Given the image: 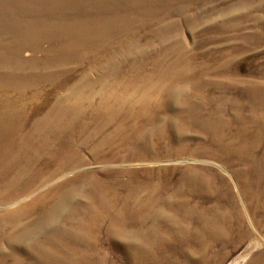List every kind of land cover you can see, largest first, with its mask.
<instances>
[{"label":"rangeland","instance_id":"obj_1","mask_svg":"<svg viewBox=\"0 0 264 264\" xmlns=\"http://www.w3.org/2000/svg\"><path fill=\"white\" fill-rule=\"evenodd\" d=\"M169 4L167 1H156L154 6L168 10ZM21 5H0V29L4 33L3 23L15 20L24 12ZM169 7L167 21L175 23L178 30L173 29L168 33L160 29L143 30L138 33L130 49H106L102 52L97 60L98 65L83 67L82 63H74L76 65L69 72L66 83L77 82L90 70L96 77L97 73L93 70L108 66L116 57H123L128 64L114 68V76L190 77L193 75L191 64L160 61L172 52L183 50L192 54L193 59L196 56V63H192L194 66L201 67L205 63L212 71L221 72L210 74V80L228 81L226 74H231L238 83L240 79L253 81L257 85L259 78L264 76V0H176ZM157 25L160 27L158 21ZM176 39L186 46L183 49L176 47ZM20 44L24 47L22 56L27 65H0V88L6 86L8 90L12 83L15 84L13 96L9 99L26 102L24 105H27L40 97L39 90H33V79L45 76V72L30 66L33 60L39 65L42 53L29 50L25 43ZM154 45L156 47H151ZM12 60L17 61L14 58ZM217 66H222L223 70L217 69ZM8 80L12 83H8ZM44 80L40 82L39 89L47 91L50 103H54L52 100L58 95L55 91L65 79L59 84ZM23 87L31 90L29 94ZM209 90L216 92L214 88ZM243 90L244 87L239 84L230 93L237 100L232 103L228 118L233 119L236 112L246 116L252 111L251 103L241 96ZM23 92L27 96L22 95ZM21 96L27 99L22 100ZM40 104H34L31 113L36 109H46V105ZM24 114L30 115V112H18L12 119L16 121V116L24 117ZM261 123L264 124V120L257 119L253 127ZM222 126L228 143H232L236 135L231 129H237L238 132L244 129L246 137L232 144L241 146L239 154L219 149L216 141H205L204 130L191 126L187 129L194 133L190 139L192 146L193 141H205L208 148L216 151L217 157L198 156L190 160L192 156L186 152L182 141L180 143L178 140L170 143L171 147L162 144L160 158L149 159H121L117 155L118 158L110 161L96 162L90 159V148L82 147L70 159L75 163V169L65 171L51 181H45V176L57 167L58 161L45 165L31 163L27 170L19 173L25 182L18 184L7 181L3 194L7 197L5 201L14 200V203L7 207L0 205V264H71L70 260L76 264H264V254H261L264 252V228H259L258 232L254 229L256 218L244 206L238 187V183L254 184L257 180L264 196V130L253 134L245 132L251 123L244 120ZM152 134L155 135L154 132ZM69 139L68 148H72L74 143L71 137ZM55 144L62 147L60 142ZM256 146L257 158L249 157L248 150L254 152ZM132 148L129 150L136 153L135 148ZM111 153L115 155L109 151ZM82 159L84 162L81 163ZM38 165L40 168L36 171ZM191 166L209 172L224 187L230 186L237 198L234 218L223 214L222 208L216 213L218 222L214 235L201 224L203 219L191 214V208L197 202H202L201 209L213 214L214 197L217 193L220 196V191L213 193L211 186L214 181L205 173L187 175ZM222 167L229 170L232 176ZM110 169L122 171L118 174H102L104 170ZM94 174L98 177L92 184L94 187L79 194H68V189L78 181L79 186L90 184ZM57 185L61 187L55 188ZM8 190H16V196L8 194ZM47 190L51 192L49 198L44 196ZM148 197H159L160 206L150 209V203L145 200ZM72 198L81 200V204L76 203V200H72V204L65 202ZM116 202L119 204L113 206ZM177 217L182 222L179 223ZM90 219L101 220V227L90 224ZM16 220L18 224L14 225ZM77 222L79 226L73 227ZM67 230L81 235L82 241L72 235L70 239L73 242H69L68 234H65Z\"/></svg>","mask_w":264,"mask_h":264},{"label":"bare ground","instance_id":"obj_2","mask_svg":"<svg viewBox=\"0 0 264 264\" xmlns=\"http://www.w3.org/2000/svg\"><path fill=\"white\" fill-rule=\"evenodd\" d=\"M156 1L176 3V0H0V5L22 4L24 11L15 20L11 19L3 23L6 33L0 29V65L3 67L27 65L22 56L25 51L20 44L22 42L29 50L33 49L42 53V61L38 63L40 66L35 64L34 60L30 66L41 68L45 72V76L33 79L35 80L33 90L38 89L40 97L37 100L30 99L32 101L27 105H24L26 102L9 99L16 88L11 80H8V83H12L10 89L7 90L6 86L0 88V113L3 114H0L1 207L14 203V200L11 202L4 200L7 198L3 196L7 181L18 184L25 182V178L19 173L27 170L31 163L45 165L51 161H58L57 167L45 176V181H51L65 171L75 169L76 165L70 159H73L82 147L90 148V159L96 162L110 161L109 159L118 158L117 155L121 159H149L160 158L162 144L170 146V143L178 140L180 143L182 141V146L192 156L189 157L191 160L198 156L217 157L216 151L208 148L204 143L206 139L218 142L219 149L239 154L241 146L232 144L246 137L244 129L241 132L231 129L236 135L229 144L224 138L225 132L222 125L227 126L244 120L251 123L245 132L253 134L264 130L263 123L255 124L253 127L257 119L264 120V76L259 78L257 85L252 83L253 81L240 79L238 83L231 74H226L228 81H213L208 79L209 75H217L221 72L212 71V68L207 67L205 63L201 67L194 66L192 63H196L194 61L196 56L193 59L192 54L183 50L172 52L170 56L167 55L160 61L162 63L172 61L171 64L174 62L191 64L195 78L193 75L190 77L130 75L125 78L114 76L112 70L122 68L127 63L123 57H116V60L111 61L108 66L93 70L97 73L96 77L90 70L77 82L66 83L69 72L76 64L82 63L83 67H91L98 65L97 60L106 49L108 51L130 49L138 33L143 30L159 31L160 29L166 31L165 33L173 29L178 30L175 23L167 21L170 4L167 10L158 5L154 6ZM174 44L181 49L186 46L180 40L175 41ZM13 58L17 61H13ZM219 62L223 61L219 60ZM72 64L74 65L70 69ZM216 68L223 70L222 66ZM43 79L51 80L53 84H59L65 79L55 91L58 95L55 100H52L54 103H50L47 91L39 89ZM239 84L244 87L241 96L248 100L253 108L250 114L246 115L247 117L241 112H236L231 119L227 115L232 103L237 99L230 93ZM26 88L23 87V89ZM210 88L216 89V92H211ZM24 91L29 94L31 90ZM21 94L26 95L24 92ZM31 94L33 96V92ZM21 97L23 100L24 96ZM38 103H42L41 106L46 105V109L43 111L36 109L31 113L35 108L34 104ZM220 109L224 112L221 113ZM21 111L30 112V115L16 116L14 121L12 118ZM14 123L18 125H13ZM191 126L204 130L205 141H193L194 146H192L190 139L194 133L187 129ZM58 133L59 136H56ZM70 137L74 143L72 148H68L67 144ZM55 141L60 142L62 147H57ZM131 147L135 148L136 153L129 150ZM197 147L202 150H197ZM257 148L256 146L254 152L251 149L248 150L249 157L257 158L255 152ZM168 150L172 152L171 149L168 148ZM109 151H113L115 155L109 154ZM82 162L84 159L81 160ZM39 168L40 165L37 166L36 171ZM222 168L232 176L229 170ZM121 171L110 169L104 170L102 174H118ZM200 173H205V176L212 178L214 185L211 189L213 193L220 191V196L217 193L214 197L213 214L201 209L202 202L201 204L197 202L191 208V214L197 219H203L201 224L214 235L218 222L216 213L222 208L223 214L234 218L238 201L231 187H224L209 172L201 171L193 166L187 171V175L195 176ZM97 179L98 177L94 174L91 183L82 184L83 187L79 186L78 181L68 189V194L86 192L88 188L94 187L92 184H95ZM223 182L225 183L226 180ZM252 184L253 182L247 185L238 183V187L244 206L256 218L255 226H253L258 232L259 228H264V211L259 210L264 209V196L257 180ZM58 187L61 186L57 185L55 188ZM16 190H8L7 193L16 196ZM50 194V190L44 192L46 198H49ZM72 200H76L79 204L82 202L73 198L66 199L65 202L72 204ZM145 200L150 203L148 205L150 209L158 208L161 204L159 197H148ZM118 204L116 202L113 206ZM13 212L16 211L13 210ZM177 218L179 221L180 218ZM168 219H165V222ZM88 221L93 226L101 227V220ZM17 224L16 220L14 225ZM76 225L79 226V223L72 226ZM65 234H68V239L73 235L74 238L78 237L82 241L81 235H76L77 233L72 234L67 230ZM69 242L72 243L73 240L70 239ZM69 262L76 264L72 260Z\"/></svg>","mask_w":264,"mask_h":264}]
</instances>
